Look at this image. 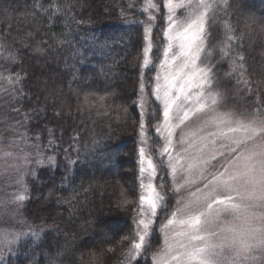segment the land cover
Instances as JSON below:
<instances>
[{
    "label": "trees",
    "instance_id": "trees-1",
    "mask_svg": "<svg viewBox=\"0 0 264 264\" xmlns=\"http://www.w3.org/2000/svg\"><path fill=\"white\" fill-rule=\"evenodd\" d=\"M130 3L135 7L129 9ZM143 3L0 0V43L16 53L17 61L7 63V53L0 54V69L5 77L19 74L15 89L22 90L13 91L7 80L0 81V123L12 141L25 145L23 152L31 153L32 173L25 178L28 191L19 216L0 225L26 233L31 226L40 232L38 237L21 236L0 264H89L92 252L98 254L94 264H120L129 247L123 238L134 231L140 191V109L134 102L141 79L148 84L154 73L152 67L141 77L143 26L133 21L146 18L136 11ZM55 6L62 11L55 12ZM158 19L153 36L162 39L165 24ZM228 19L235 35L242 36L233 55L245 57L244 79L250 81L251 94L248 87L237 86L238 74L224 77L227 60L216 71L229 107L242 112L264 99V0H230ZM161 53L162 45L154 54L156 62ZM18 121L23 123L14 127ZM157 123L146 124L153 130L150 137ZM24 132L27 141L17 135ZM38 157L42 164L36 163ZM1 180L0 198L20 194L17 184L4 187ZM125 200L133 203L126 205ZM168 214H160L157 234ZM159 237L149 254L140 257L141 264H150Z\"/></svg>",
    "mask_w": 264,
    "mask_h": 264
},
{
    "label": "snow or ice",
    "instance_id": "snow-or-ice-1",
    "mask_svg": "<svg viewBox=\"0 0 264 264\" xmlns=\"http://www.w3.org/2000/svg\"><path fill=\"white\" fill-rule=\"evenodd\" d=\"M229 7L230 0H163L162 5L158 0H144L136 9L146 16L133 21L143 26L141 77L152 67L156 73L148 84L141 79L134 102L140 109V191L134 231L123 238L129 247L120 264H141L140 257L147 256L160 238L153 225L165 213L170 214L160 225L163 242L151 251L150 264H264V99L246 105L242 112L222 110L225 95L218 90L216 69L224 61L229 62L224 77L238 74L237 86L252 91L250 81L244 79L245 57L233 55L242 36L235 35ZM61 11L55 6V12ZM158 17L165 24L162 39L153 36ZM161 45L157 63L154 54L161 52ZM103 46L108 47L107 42ZM8 47L0 43V54L7 53L5 62L15 64L16 53ZM3 80L22 93L15 89L19 74L5 77L0 69ZM153 120L158 123L155 136L150 137L153 130L146 124ZM17 135L28 139L26 132ZM3 143L0 138V152L13 157ZM53 143L50 140L49 146ZM24 146L9 142L10 149H21L14 165L20 194L0 198V224L13 223L26 199L25 176L32 173L26 167L31 153L23 152ZM36 149L39 155L38 144ZM23 235L38 237L40 232L31 226L28 233L0 229V260L5 249L10 252ZM90 255L89 264H94L98 254Z\"/></svg>",
    "mask_w": 264,
    "mask_h": 264
},
{
    "label": "rangeland",
    "instance_id": "rangeland-1",
    "mask_svg": "<svg viewBox=\"0 0 264 264\" xmlns=\"http://www.w3.org/2000/svg\"><path fill=\"white\" fill-rule=\"evenodd\" d=\"M161 57V56H160ZM157 63H158V61H157ZM155 73H156V68L154 67V73H153V80H154V77H155ZM220 92H222V93H224L225 92V90H223L222 88H219L218 89ZM0 93H1V90H0ZM1 95V94H0ZM225 108L224 109H222V110H224V111H235V112H237L236 110H234L233 108H231V107H229L230 105H228V103H227V101H226V98H225ZM139 137H140V140H141V136H140V129H139ZM0 138H2V140H3V142L4 141H8V142H10V141H12V139H11V133H10V131L9 130H7L6 128H4V125L3 124H1L0 123ZM162 143V142H161ZM141 146V144L139 145V147ZM3 147V149L5 150V151H8V150H10V151H12L13 153H14V155H13V157H4L3 156V153L2 152H0V174H2L1 175V179H3L4 178V182H3V180H1V185L2 186H4V187H9V186H12L13 184H16V180H17V175H16V169H15V167H14V165H15V163H16V160H15V154H19L20 153V149H18V148H9V146H2ZM139 154V153H138ZM38 159H39V157H38ZM29 164L28 165H26V167L27 168H29ZM21 170H23V169H21ZM5 174V175H4ZM4 175V176H3ZM3 176V177H2ZM25 178H26V176H25ZM9 179V180H8ZM175 200H176V197H174V202H175ZM167 218V217H166ZM166 218L164 219V221L166 220ZM164 221H162V222H160L159 224H158V232H159V229H160V225L164 222ZM156 223L157 222H154V225H153V227H155V225H156ZM0 229H9V230H12V231H15V232H22V233H26L25 231H21L22 230V228H10V227H5V226H2V225H0ZM160 234V233H159ZM160 236H161V244H162V242H163V240H162V234H160ZM6 252H7V249H5V251H4V255L6 254ZM3 260V259H2ZM2 260H0V261H2ZM125 264H127V262H125Z\"/></svg>",
    "mask_w": 264,
    "mask_h": 264
}]
</instances>
